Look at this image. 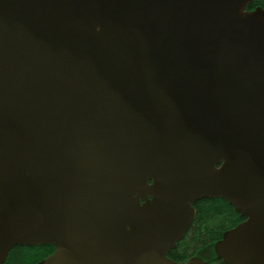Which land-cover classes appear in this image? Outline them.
I'll return each mask as SVG.
<instances>
[{"label": "water", "instance_id": "95a60500", "mask_svg": "<svg viewBox=\"0 0 264 264\" xmlns=\"http://www.w3.org/2000/svg\"><path fill=\"white\" fill-rule=\"evenodd\" d=\"M0 0V264H208L168 253L221 198L215 246L264 264V8Z\"/></svg>", "mask_w": 264, "mask_h": 264}, {"label": "trees", "instance_id": "16d2710c", "mask_svg": "<svg viewBox=\"0 0 264 264\" xmlns=\"http://www.w3.org/2000/svg\"><path fill=\"white\" fill-rule=\"evenodd\" d=\"M264 8V0H253L249 9ZM195 219L184 238L168 253L174 262H186L199 257L208 264H224L214 252V243L222 239L223 233L242 223L245 219L221 198L203 199L195 203ZM54 246H15L4 264H41L54 252ZM210 252L209 258L204 253Z\"/></svg>", "mask_w": 264, "mask_h": 264}, {"label": "rangeland", "instance_id": "374dc122", "mask_svg": "<svg viewBox=\"0 0 264 264\" xmlns=\"http://www.w3.org/2000/svg\"><path fill=\"white\" fill-rule=\"evenodd\" d=\"M204 255L207 256V258H209L210 255H211V253H210V252H207V253L205 252ZM198 258H199V257H198Z\"/></svg>", "mask_w": 264, "mask_h": 264}, {"label": "flooded vegetation", "instance_id": "af4514ba", "mask_svg": "<svg viewBox=\"0 0 264 264\" xmlns=\"http://www.w3.org/2000/svg\"><path fill=\"white\" fill-rule=\"evenodd\" d=\"M225 233H226V232H225ZM225 233H223L222 238H223V236H224ZM220 240H221V239H220ZM217 242H218V241H216V242L214 243L213 247L215 246V244H216ZM214 252H215V249H214ZM215 255H216V253H215Z\"/></svg>", "mask_w": 264, "mask_h": 264}]
</instances>
